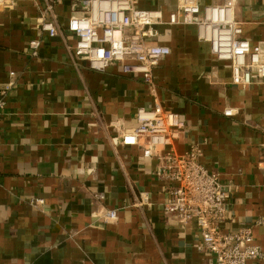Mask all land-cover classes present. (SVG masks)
<instances>
[{"label": "crops", "instance_id": "crops-1", "mask_svg": "<svg viewBox=\"0 0 264 264\" xmlns=\"http://www.w3.org/2000/svg\"><path fill=\"white\" fill-rule=\"evenodd\" d=\"M74 2L56 5L63 35H44L38 57L27 45L36 34V2L6 0L0 7V83L11 71L17 82L0 110V264H212L198 248L196 222L183 225L163 213L155 160L145 161L136 146L112 144L122 125L136 122L139 107L156 103L188 123L176 148L200 142L201 163L219 173L228 193L222 230L252 226L264 251V176L257 165L264 85L233 86L230 67L198 39L194 24L160 25L159 40L171 51L154 69V91L119 65L93 70L63 40L75 42L67 28L79 12ZM177 3L139 0V7L167 16ZM235 16L244 37L264 40V0H238ZM228 108L235 114L226 116ZM143 190L149 203L137 207Z\"/></svg>", "mask_w": 264, "mask_h": 264}, {"label": "built area", "instance_id": "built-area-1", "mask_svg": "<svg viewBox=\"0 0 264 264\" xmlns=\"http://www.w3.org/2000/svg\"><path fill=\"white\" fill-rule=\"evenodd\" d=\"M39 9L35 23L36 34L27 42L29 54L38 57L44 35L62 34L56 5L60 0H33ZM84 1L87 9L74 10L67 28L75 37L74 44L63 37L69 54L84 60L96 71L119 65L125 74L140 77L155 90L154 69L170 54V47L159 40L160 25L194 24L198 39L210 45L215 58L226 62L231 69V84L235 87L264 85V40L252 43L243 36L244 22L235 16L238 0L202 5L199 0H178L167 16L161 8L139 7V0H76ZM6 0H0V7ZM75 3V2H74ZM14 76V71L10 72ZM17 82L0 88V110ZM264 95V88H263ZM236 109L224 110L232 116ZM188 123L174 110L159 103L153 107H139L134 124L121 126L113 145L136 146L145 161L155 160L153 174L163 183L166 199L162 204L165 215L175 216L181 224L195 221L199 230L198 248L210 258L212 264H247L264 259V251L255 242L252 226H241L223 231L227 219L228 193L224 190L218 172L207 169L200 161V142L179 151L176 142ZM264 176V147L258 160ZM105 199L104 193H97ZM148 191H140L134 205L149 203ZM41 200H31V203ZM109 219H116L117 210L109 209Z\"/></svg>", "mask_w": 264, "mask_h": 264}, {"label": "water", "instance_id": "water-1", "mask_svg": "<svg viewBox=\"0 0 264 264\" xmlns=\"http://www.w3.org/2000/svg\"><path fill=\"white\" fill-rule=\"evenodd\" d=\"M73 6H74L75 8H77V9H87V8H88V5H87L84 1L75 2V3L73 4ZM11 78H12V76H11V74L9 73V79H8L7 81H5V82H1V83H0V87H4V86H6V85L10 82Z\"/></svg>", "mask_w": 264, "mask_h": 264}]
</instances>
